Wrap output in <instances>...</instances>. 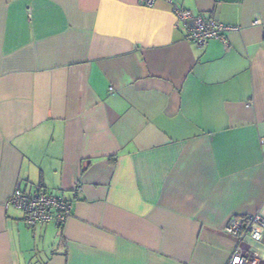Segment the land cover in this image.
<instances>
[{"label":"crops","instance_id":"0c3cea01","mask_svg":"<svg viewBox=\"0 0 264 264\" xmlns=\"http://www.w3.org/2000/svg\"><path fill=\"white\" fill-rule=\"evenodd\" d=\"M174 5L240 29L198 47ZM256 18L264 0H0V264H226L230 219L264 217ZM36 185L72 200L62 228L8 204Z\"/></svg>","mask_w":264,"mask_h":264},{"label":"built area","instance_id":"2783aa9c","mask_svg":"<svg viewBox=\"0 0 264 264\" xmlns=\"http://www.w3.org/2000/svg\"><path fill=\"white\" fill-rule=\"evenodd\" d=\"M156 1L158 0H140L141 4L146 6H153ZM167 1L173 3V0ZM174 11L184 28L185 38L198 47H205L213 38H219L226 43L225 33L240 29L236 25L204 18L185 7L174 5ZM253 24L264 25V22L256 18ZM261 143H264V136L261 137ZM80 190L81 187H77L76 191ZM8 204L23 212L24 220L30 227L55 222L62 228L72 214V200L50 192L41 185L26 191L18 187L8 200ZM225 232L237 241L226 264L263 263L261 252L255 246L264 240L263 216L254 214L232 217L225 227Z\"/></svg>","mask_w":264,"mask_h":264}]
</instances>
